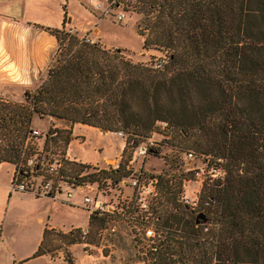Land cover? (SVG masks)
<instances>
[{
    "label": "trees",
    "instance_id": "1",
    "mask_svg": "<svg viewBox=\"0 0 264 264\" xmlns=\"http://www.w3.org/2000/svg\"><path fill=\"white\" fill-rule=\"evenodd\" d=\"M129 6L144 15L137 24L141 47L168 49L166 61H133L119 47L46 27L57 47L45 77L24 89L20 100L0 96V162L19 172L28 170L29 156L35 168L56 154L61 159L56 175L45 176L97 189L130 176L132 142L165 120L178 140L172 146L198 157L220 156L225 168L222 180L201 186L195 210L181 202L182 195L177 199L181 177L155 175L170 203L163 223L182 232L175 252L191 253L194 264H264V0H129ZM49 117L121 130L125 142L116 166L64 157L69 128L48 127L38 146L41 135L30 134L31 121ZM93 213L88 233L91 223L101 226L105 220ZM198 213L203 217L196 220ZM79 231L45 228L31 256L50 251L44 244L51 233L70 244ZM63 260L71 261V255L63 254Z\"/></svg>",
    "mask_w": 264,
    "mask_h": 264
},
{
    "label": "rangeland",
    "instance_id": "2",
    "mask_svg": "<svg viewBox=\"0 0 264 264\" xmlns=\"http://www.w3.org/2000/svg\"><path fill=\"white\" fill-rule=\"evenodd\" d=\"M101 1L103 2V0ZM91 3L88 0H0V16L14 15L33 20L37 23L60 26L62 18L70 15V25H86L89 31H91L92 26H97L98 28L99 41L93 40V38L83 32H80V34L71 30V33L79 39L80 37H87L89 39L87 41H96L108 48L119 47L122 49V53L133 61L148 62L167 56L168 49L141 47V36L137 33L139 31L137 24L140 23L142 25L141 19L144 16L143 13L135 12L130 9V6L124 5L125 10L118 8L114 10L124 12L121 20H115L111 16L100 15L98 13L99 10L94 9ZM63 41H66V39ZM40 81L36 85L29 87H23L14 83L2 85L0 86V96L20 100L24 89L31 90ZM32 127L41 135L40 138L35 139L38 146H40L43 134L48 127L55 126L52 123L49 124L46 119H41L35 120ZM98 129L100 132L97 130L90 131L84 143L79 146L74 144L72 152L84 150L86 155L93 156L92 148H101L100 152L105 149L116 151L121 140L125 142V134L121 130L122 135L119 136L113 132L115 130ZM153 129L155 133L152 134L154 139L152 153L143 157L140 166H138L139 159L130 164L128 163V165L132 171L140 167L147 176L165 174V176L174 175L176 178L181 177L182 180L177 199H179V195L193 196L192 192L194 186L196 187V183L190 180L191 174L188 171V167L195 164L201 156L199 155L198 157L196 155V159L188 163L184 157V150H177L176 146L170 144L178 142L175 136H170L173 133V128L165 131L158 124H155ZM127 153L128 148L125 151V155ZM53 156L57 155L53 154ZM118 159L119 155L112 154L106 156L99 163L89 164L109 168L116 166ZM128 178H124V180L111 185H99L97 189L94 185L88 183L74 187L61 183L60 191L55 192L53 197H49L53 199V202L50 199L49 201L51 202H47L45 198L38 199L37 203L40 207H46V210L48 207L50 208L48 212L50 221L54 225L63 228L73 224H85L87 215L90 213H87L78 204H81L83 195L96 197L102 202V206L104 207V209L93 213L95 216H104L103 225L99 226L96 221L91 223L89 233L83 238L79 237L76 239V242H74L76 245L70 246L71 250L67 248V245L71 243L66 244L65 239L58 238L57 235H52V233L49 235V237H52L51 241L45 243L44 246L50 249L51 254H55L57 250H60L62 254L67 253L71 255L72 251L77 264H194L191 260V253L186 251H182L181 253L175 252V248L179 247L177 241L183 240L181 236L182 232L179 228H174L173 224L167 225L163 223V208L167 207L170 209V203H165L161 191L157 189V194L149 202L148 212H143V210L135 208V201L133 198H130L131 189ZM8 189L10 190L9 187ZM66 191H69L71 195L67 196ZM24 196L26 197L24 194L20 197ZM20 214L25 217L26 211L24 207L20 208ZM145 222L146 224H152L154 237L151 240H136V236L141 237L139 233L144 228ZM155 223L160 225L161 230L156 228L157 224L155 225ZM33 227V223L24 222V226L20 230L15 231L17 238L24 237L27 231ZM56 230L59 232L66 231L58 228L54 229V231ZM82 242L86 243L85 246H82ZM16 243L18 244V241ZM152 243L155 244V251L150 252L151 250L148 251V248L149 244ZM157 243H159V248H162L159 251L161 253H158V250H156ZM167 248L173 249L172 253H166ZM205 250L207 251V255H209V248L207 247ZM158 254L164 257V261H161L163 260L161 258L160 260L157 259ZM192 255L198 258V255ZM51 264H63V260L61 257H57Z\"/></svg>",
    "mask_w": 264,
    "mask_h": 264
},
{
    "label": "crops",
    "instance_id": "3",
    "mask_svg": "<svg viewBox=\"0 0 264 264\" xmlns=\"http://www.w3.org/2000/svg\"><path fill=\"white\" fill-rule=\"evenodd\" d=\"M70 20L71 16L66 15L62 18L60 26H52L14 15L0 16V86L14 83L29 87L36 85L45 76L46 68L57 47L54 34L46 27L71 28L77 33L83 32L93 40L99 41L97 26H92L89 31L86 25H70ZM42 119H46L49 124L52 123L55 127L70 129L71 137L63 151V156L68 159L96 164L104 160L106 156L119 155L124 145V140H121L116 151L105 149L100 152L101 148H92L93 156L86 155L84 150L72 152V146L84 143L90 131L100 132L98 127L78 122L71 124L62 119L50 117ZM35 120L41 119L33 118L32 125ZM13 169L12 163L0 162V264H51L57 257H61L63 260L60 250H57L55 254H51L49 251L31 255L37 248L45 228L67 230L69 227H83L87 224L89 215L83 225L73 224L66 228L54 225L48 218L50 208L48 207L46 210V207H40L37 203L38 199L45 198L47 202H51L53 199L45 195L35 196L28 192L8 189ZM23 194L26 197H20ZM78 204L81 206L80 203ZM22 207L26 211L25 217L20 214ZM87 213L89 212L87 211ZM24 222L33 223L34 227L27 231L24 237L17 238L15 231L20 230L24 226ZM74 244L76 245V243L67 245V248L70 249V246H74ZM71 261L77 264L72 251Z\"/></svg>",
    "mask_w": 264,
    "mask_h": 264
},
{
    "label": "built area",
    "instance_id": "4",
    "mask_svg": "<svg viewBox=\"0 0 264 264\" xmlns=\"http://www.w3.org/2000/svg\"><path fill=\"white\" fill-rule=\"evenodd\" d=\"M94 9L99 10L100 15L111 16L115 20H121L124 16V12L114 11L116 8L124 9L125 6H129V0H96L91 3ZM71 28L65 29L66 32L71 33ZM80 40L87 41V37H80ZM166 61V57L155 59L153 61L154 65H160ZM156 124L163 129L169 130L168 124L165 120H158ZM161 130V131H163ZM117 135L121 136L122 132L120 130L113 131ZM164 132V131H163ZM155 133L154 129L150 133L143 137L138 142H132L129 156V164L139 159V165L141 160L146 155L152 153L154 146V139L152 134ZM30 134H39V132L32 128ZM199 159L195 164L188 167V171L191 174L190 180L196 183L194 186L191 197L183 195L181 197V202L185 203L190 209L195 210L198 205V196L201 186L208 181L212 180H222L225 174V168L223 165V159L220 156H212L209 154L200 155ZM186 161L189 163L191 160H195L196 156L191 150H186L184 153ZM35 162L34 156H29L25 159L24 166L28 169L20 170L19 172L13 171L9 188L10 190L24 191L32 195H45L53 197L55 192H59L61 188V180H56L55 182L50 176H45L44 173L48 175H56L57 168L61 164V159L58 156H52L51 161L43 162L39 161V167L33 168L32 165ZM43 168V169H42ZM129 187L131 189L130 198L135 201V208L138 210H143V212H148V206L150 200L157 194L156 177L154 175H145L140 167H137L131 172L129 178ZM81 184H78L79 186ZM95 187V186H94ZM70 192L66 191V195L70 196ZM130 202V201H129ZM81 207L84 208L89 213L96 212L98 210L104 209L102 202L96 197H91L89 195H83L81 199ZM141 222V221H140ZM144 223V222H142ZM74 227H69L70 230ZM79 237L83 238L88 233V226L79 227ZM152 224L145 222V226L142 229L141 237L136 236V240L142 239L143 241L151 240L154 237V229H152ZM159 234V233H157ZM135 240V241H136ZM158 241V239H157ZM82 246H85V242H82ZM151 250V251H150ZM155 250V244H149L148 251L152 252ZM63 264H74L72 261L63 260Z\"/></svg>",
    "mask_w": 264,
    "mask_h": 264
},
{
    "label": "water",
    "instance_id": "5",
    "mask_svg": "<svg viewBox=\"0 0 264 264\" xmlns=\"http://www.w3.org/2000/svg\"><path fill=\"white\" fill-rule=\"evenodd\" d=\"M104 130V129H103ZM203 217V215L201 214V213H198L197 215H196V220H198L199 218H202Z\"/></svg>",
    "mask_w": 264,
    "mask_h": 264
}]
</instances>
